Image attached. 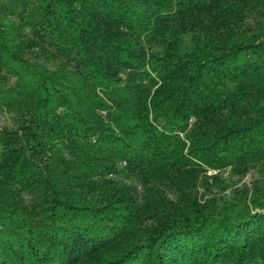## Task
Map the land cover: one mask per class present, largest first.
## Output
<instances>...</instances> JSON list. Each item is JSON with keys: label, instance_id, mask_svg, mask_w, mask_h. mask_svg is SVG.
I'll use <instances>...</instances> for the list:
<instances>
[{"label": "trees", "instance_id": "obj_1", "mask_svg": "<svg viewBox=\"0 0 264 264\" xmlns=\"http://www.w3.org/2000/svg\"><path fill=\"white\" fill-rule=\"evenodd\" d=\"M0 264H264V0H0Z\"/></svg>", "mask_w": 264, "mask_h": 264}, {"label": "rangeland", "instance_id": "obj_2", "mask_svg": "<svg viewBox=\"0 0 264 264\" xmlns=\"http://www.w3.org/2000/svg\"><path fill=\"white\" fill-rule=\"evenodd\" d=\"M229 172H230V169L227 168V169H223V170H215V171H210L209 173L210 174H214V173H218L220 176L224 177V178H227L228 175H229ZM208 173V174H209ZM228 174V175H227ZM258 176H260L259 174H255L253 171H250L249 173H247L241 180H238L236 178H234L235 176H233V178H231L229 180V189H235V188H239L240 186H242L244 183L249 186L250 185V182L253 180V178H257ZM244 182V183H243ZM227 191H225L226 193ZM224 194V193H223Z\"/></svg>", "mask_w": 264, "mask_h": 264}]
</instances>
